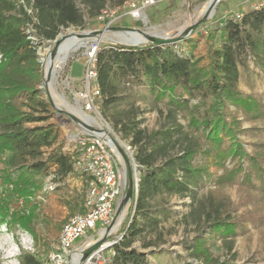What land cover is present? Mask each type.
<instances>
[{
	"label": "trees",
	"instance_id": "16d2710c",
	"mask_svg": "<svg viewBox=\"0 0 264 264\" xmlns=\"http://www.w3.org/2000/svg\"><path fill=\"white\" fill-rule=\"evenodd\" d=\"M128 1L0 0V158L17 171L13 183L19 195L35 193L41 186L35 177L49 175L52 167L53 176L63 179L74 171L77 157L53 148L59 136L54 124L27 126L50 117L49 104L38 88L42 81L38 47L54 40L61 29L82 28L108 6ZM216 27L219 44L209 46L204 57L194 55L195 47L178 52V42L98 45L99 112L128 140L139 170L133 209L120 229L121 239L110 248V264H149L147 253L132 244L142 240L140 248L148 249L163 242L157 233L167 217L162 201L173 195L190 198L187 214L202 228L192 246L195 264H235L215 258L207 245L219 240L217 247L230 252L242 222L219 213L220 202L211 203L212 196L199 198L196 191L208 178L233 185L240 177L241 184L253 189L255 177L264 194V142H251L250 154L240 142L223 147L224 139L240 127L230 108L244 114V119L264 116V98L255 91L256 79L264 76V5L248 9L238 20L233 16L218 20ZM241 78L248 92L242 90ZM152 109L163 116L164 123L148 131L142 126L143 115ZM197 157L210 159L212 166L222 168V174L208 172L206 160L197 163ZM229 159L232 166L227 169L224 162ZM152 233L153 239L143 237ZM20 264L42 263L33 254L23 253Z\"/></svg>",
	"mask_w": 264,
	"mask_h": 264
},
{
	"label": "rangeland",
	"instance_id": "374dc122",
	"mask_svg": "<svg viewBox=\"0 0 264 264\" xmlns=\"http://www.w3.org/2000/svg\"><path fill=\"white\" fill-rule=\"evenodd\" d=\"M209 1L160 0L148 8L145 18L140 20H134L127 15V8L123 7V5L119 7L108 6L107 14L112 15L111 17L110 15L105 16L104 21L95 19L91 23H86L82 28L71 26L61 29L59 36H67L79 32L88 33L103 29L104 31L100 36L83 37V39L88 41L87 46L68 53L66 60L52 74L50 79L52 89L43 84L46 77L43 67L49 56V50L53 46V40L42 42L37 49L42 77L38 88L40 89L41 97L49 104L50 117L46 122L27 124V126L54 124L59 136L53 148L58 147L64 153L73 154L74 156L78 155L79 145L75 141V135L79 132L80 126L68 114L78 120L82 118L70 112L71 110L63 104H60L54 94L60 96L68 105L81 111V104L76 100V97L84 88L81 78L84 75L83 60L86 50L96 43L116 45L122 42L118 35H127L115 30L105 29L107 23L112 20L109 27L127 26L145 31L149 35L174 37L202 18ZM262 2L264 0H219L214 7L213 14L198 24L190 34L178 41L175 46L176 50L183 52L184 50L187 51L188 48L195 47L194 55L204 57L209 46L219 44L220 32L216 30L218 20L230 18L235 12L243 14L252 8V4H260ZM47 44L50 45L49 49L46 47ZM191 44H194V46ZM205 62V60H201V64H206ZM250 65L252 64L250 63ZM71 66L72 70L70 69ZM241 88L248 92L244 78H241ZM255 91L264 98V76L261 79H256ZM195 102L197 101L195 100L193 103ZM229 110L237 118L240 127L239 132H235V135L227 136L224 139L223 147H227L231 141L240 142L249 154L252 153L251 151L254 148L251 142H255L258 139L264 142V116L257 118L259 115L254 117L252 115L244 119V114L237 112L233 108ZM92 115L97 118V123H89L91 126L107 127L108 123L101 114L100 117L95 113H92ZM143 118L142 126L146 127L148 131L156 130L164 123L163 116L158 114L156 109L146 110ZM181 122L183 123V121ZM250 127H257L259 130L257 132L253 131V133L242 131ZM110 128L111 135L124 149L125 153L128 156L132 154L131 151L133 150L128 140L122 139L111 126ZM117 155L123 168V159L119 154ZM204 161L208 165V172L215 175L222 174V168L217 169L212 166L210 159L197 157L195 160L197 163ZM230 162V159L225 160V168L228 169L232 166ZM53 169L54 167L49 170V175H38L35 177L36 181L41 185L35 193L19 195L13 183L17 177V171L9 168L0 158V264H20V257L23 253L33 254L42 264H50L48 254L57 241L62 224L73 214L82 211L87 190L86 174L75 169L63 179H57L51 173ZM9 178L10 182L6 180ZM240 182V177H238L233 185L225 183L221 185L216 183V180L209 181L208 178L205 185L197 189V197L207 198L212 196L214 200L210 201L211 203H221L218 207L219 213H228V216L238 220L236 222H242L230 252L224 246L217 247V245L221 244L219 240H216V245L208 244L207 248L215 258H220L221 260L231 259L235 264H264V194L260 192L262 185L260 180L255 177L252 178L255 186L254 190L247 189L248 185ZM120 198L116 201L115 208L121 200ZM190 202L189 197L175 195L166 197L162 204L167 217L160 223L157 230V233L161 234L163 242L157 247H149L148 249L140 248L142 240H137L132 244L133 247H137L142 252L147 253L149 264H195L197 262L192 255V246L195 237L202 228L195 223L196 221L193 222L187 214ZM132 209L133 201L131 199L115 219L116 229L109 238L114 243L121 239L120 229L126 222L127 213L129 210L132 211ZM120 216L121 219L119 220ZM95 232L96 230L88 229L85 236L79 237L74 241V246L80 245ZM143 237L149 240L155 238V234H144ZM112 245L103 252L105 264H110L113 258V250H110Z\"/></svg>",
	"mask_w": 264,
	"mask_h": 264
},
{
	"label": "built area",
	"instance_id": "2783aa9c",
	"mask_svg": "<svg viewBox=\"0 0 264 264\" xmlns=\"http://www.w3.org/2000/svg\"><path fill=\"white\" fill-rule=\"evenodd\" d=\"M160 0H129L123 7L127 8L126 14L134 20L145 18L146 10L158 3ZM252 4V8L263 6ZM105 9L97 20L104 21L107 14ZM242 13L235 12L233 17L240 19ZM112 23L110 20L106 27ZM98 43L90 46L85 53L83 60V90L80 91L76 100L81 104V112L87 115L90 120L81 119V122L91 126L89 123H97V118L92 113L99 114L98 98L100 97L99 87L96 83V51ZM79 124V123H78ZM79 132L75 135V141L79 145V153L74 162V170L78 169L87 176V190L83 202V211L70 216L61 227L56 243L48 254L50 264H74L73 259L78 255L76 264H105L103 252L108 245L114 243L109 239L116 229L113 223L106 234V242L97 249L82 258L81 250L88 247L95 240L105 234L106 228L114 220L116 211L115 203L122 196L124 190V170L120 159L113 148L109 145L108 135L104 132L97 133L90 131L80 125ZM102 128L111 134V128ZM93 127V126H92ZM95 127V126H94ZM101 128V127H95ZM138 183L135 182L132 194H136ZM115 208V209H114ZM88 229L96 230L95 234L84 240L80 245L74 246V241L85 236Z\"/></svg>",
	"mask_w": 264,
	"mask_h": 264
},
{
	"label": "water",
	"instance_id": "95a60500",
	"mask_svg": "<svg viewBox=\"0 0 264 264\" xmlns=\"http://www.w3.org/2000/svg\"><path fill=\"white\" fill-rule=\"evenodd\" d=\"M219 2V0H210L207 8L205 10V12L203 13V16L200 20L196 21L195 23L189 25L188 27H186L184 29L183 32H181V34L176 35L174 37H168V36H156V35H149L147 34L145 31H141L132 27H127V26H118V27H107L105 29H111V30H115L118 31L120 33H124L127 35L130 34H134L136 35L135 38H132L133 41L131 42H119L118 46H142V45H147V44H153V45H170V44H174L178 41H180L182 38L186 37L188 34H190L192 32V30L198 25L200 24L202 21H205L206 19H208L214 12V7L216 6V4ZM103 30H95V31H90L88 33H72L69 34L67 36H59L57 35V37L53 40V46L52 48L49 50V56L48 58L52 61L55 57V55L59 52L60 49V45L62 43V41H64L66 39V37H70L71 35H75L79 38H83V37H95V36H100L102 34ZM46 47L49 49L50 45H46ZM53 72H51L49 70V72H47L45 74V80H44V85L48 87V83L50 82V79L52 77ZM62 111V110H60ZM66 113V112H65ZM68 114V113H67ZM70 116V118H72L74 121L78 122L80 125L84 126L85 128H87L90 131H94L97 133H106L108 135V142L109 145L113 148V150L119 154L124 162V193L122 195L121 201L119 202L115 214H114V220L111 223V225H109L106 228L105 234L98 238L97 240H95L92 244H90L88 247L82 249L81 255L82 258L86 257L90 252H92L93 250L97 249L102 243L106 242V234L107 232L110 230L111 226L113 225L115 219L119 216V214L122 212V210L124 209V207L126 206V204L128 203V201H130L135 194H132V190H133V186L135 184V182L138 183V167L135 163V159L133 157L132 154H130L129 156L125 153L124 149L120 146V144L116 141V139L113 138V136L105 129L102 128H95L92 126H89L83 122H81V120H78L76 117L68 114ZM132 152V151H131ZM110 245H108L107 247H109Z\"/></svg>",
	"mask_w": 264,
	"mask_h": 264
},
{
	"label": "bare ground",
	"instance_id": "6f19581e",
	"mask_svg": "<svg viewBox=\"0 0 264 264\" xmlns=\"http://www.w3.org/2000/svg\"><path fill=\"white\" fill-rule=\"evenodd\" d=\"M118 36L124 42H128V41L131 42V41H133L132 38H135L136 35H134L132 33L130 35H118ZM87 44H88V41L87 40H85L83 38H79V37H77L75 35H72V36L66 38L64 40V42L60 45L59 52L55 55L54 59L51 61L49 58H47V60L45 61L44 67H43L44 68V71H43L44 74H46L47 72H49V70L54 73V71L56 70V68L61 63H63L66 60V58L68 56V53L70 51H73V50L78 49L80 47H84V46L86 47ZM48 87H49V89H52L50 82L48 83ZM54 96L56 97L57 101H59L60 104H63L69 110H71L70 112L78 115L83 120H86V121H89L90 120V118L87 115H85L84 113H82L78 108H75V107H72V106L68 105L65 101H63L60 98V96H57L56 94H54ZM90 121H92V120H90ZM120 219H121V216H120L119 220ZM78 257H79L78 255H75L74 256V259H73L74 264L77 263Z\"/></svg>",
	"mask_w": 264,
	"mask_h": 264
},
{
	"label": "crops",
	"instance_id": "0c3cea01",
	"mask_svg": "<svg viewBox=\"0 0 264 264\" xmlns=\"http://www.w3.org/2000/svg\"><path fill=\"white\" fill-rule=\"evenodd\" d=\"M70 69L72 70V66L70 67ZM79 79H80V78H79ZM81 79H82V78H81ZM76 80H77V79H76ZM123 170H124V167H123ZM120 199H121V198H120ZM120 201H121V200H120ZM120 201H119V202H120ZM118 204H119V203H118ZM117 206H118V205H117ZM117 206H116V207H117Z\"/></svg>",
	"mask_w": 264,
	"mask_h": 264
}]
</instances>
